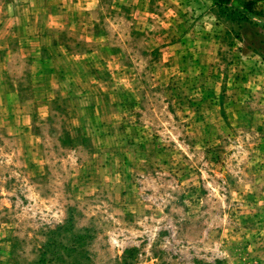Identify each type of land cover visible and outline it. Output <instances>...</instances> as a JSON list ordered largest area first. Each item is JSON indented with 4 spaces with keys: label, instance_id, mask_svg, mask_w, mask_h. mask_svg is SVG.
I'll return each mask as SVG.
<instances>
[{
    "label": "rangeland",
    "instance_id": "1",
    "mask_svg": "<svg viewBox=\"0 0 264 264\" xmlns=\"http://www.w3.org/2000/svg\"><path fill=\"white\" fill-rule=\"evenodd\" d=\"M0 264H264V0H0Z\"/></svg>",
    "mask_w": 264,
    "mask_h": 264
},
{
    "label": "trees",
    "instance_id": "2",
    "mask_svg": "<svg viewBox=\"0 0 264 264\" xmlns=\"http://www.w3.org/2000/svg\"><path fill=\"white\" fill-rule=\"evenodd\" d=\"M214 1L219 2V3H226L228 0H214ZM253 5H254L253 1H247V2L244 3L243 9H242V13H243L244 16H245V14H248V13L252 12ZM245 37H246L245 41H247V42H249L253 38L248 33H245ZM260 42L262 43V41H260Z\"/></svg>",
    "mask_w": 264,
    "mask_h": 264
}]
</instances>
